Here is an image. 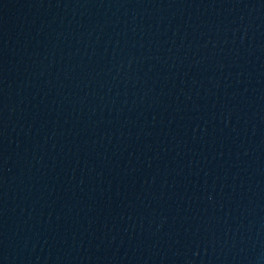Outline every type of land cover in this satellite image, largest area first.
Wrapping results in <instances>:
<instances>
[{"label":"water","instance_id":"water-1","mask_svg":"<svg viewBox=\"0 0 264 264\" xmlns=\"http://www.w3.org/2000/svg\"><path fill=\"white\" fill-rule=\"evenodd\" d=\"M0 264H264V0H0Z\"/></svg>","mask_w":264,"mask_h":264}]
</instances>
